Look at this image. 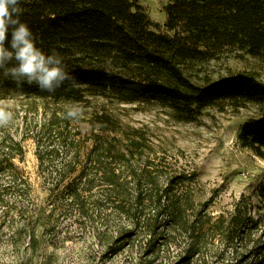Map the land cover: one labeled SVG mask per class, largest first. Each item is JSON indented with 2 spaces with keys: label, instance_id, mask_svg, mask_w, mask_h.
Wrapping results in <instances>:
<instances>
[{
  "label": "trees",
  "instance_id": "obj_1",
  "mask_svg": "<svg viewBox=\"0 0 264 264\" xmlns=\"http://www.w3.org/2000/svg\"><path fill=\"white\" fill-rule=\"evenodd\" d=\"M20 6L21 20L39 36L38 46L46 53H60L80 86L49 94L35 85L17 88L10 78L0 77V96L152 103L178 121L196 119L205 108L234 111L254 103L262 115L245 121L238 139L258 154L264 149V81L253 72L214 78L208 69L224 51L264 52V0H168L165 27L172 34L156 30L136 0H22ZM90 118L101 134L93 135L71 181L62 183L65 172L59 174L50 190L55 208L68 201L67 207L93 225L114 221L120 226L115 244L139 242L145 248L142 254L152 258L160 255L159 242L182 239L183 250L172 264H189L209 239L223 240L234 249L255 227L256 221L239 204L213 215L208 203H195L189 187L177 190L194 180L195 173L167 172L161 160L147 152L143 133L123 129L107 111ZM5 143L9 146H0V174L22 180L11 160L13 147L21 148L11 139ZM37 157L42 165L49 151L38 148Z\"/></svg>",
  "mask_w": 264,
  "mask_h": 264
},
{
  "label": "rangeland",
  "instance_id": "obj_2",
  "mask_svg": "<svg viewBox=\"0 0 264 264\" xmlns=\"http://www.w3.org/2000/svg\"><path fill=\"white\" fill-rule=\"evenodd\" d=\"M136 1L157 24L156 30L173 33L165 27L168 0ZM208 69L214 78L253 72L264 81V52L224 51ZM0 100L7 101L13 112L12 121L0 128V146H9L6 139L19 145L21 150L13 147L11 160L22 177L15 180L9 173L0 174V264H172L183 250L182 239L159 242L158 257L144 256L139 242L134 246L128 241L114 243L120 227L114 221L93 225L79 217L75 208L67 207L68 201L55 208L50 190L59 174L65 172L62 183L71 181L93 135L101 132L90 120L96 111L109 112L123 129L132 127L143 133L147 152L160 159L167 172L195 173L194 180L177 190L189 187L195 203H208V212L226 214L239 204L256 221L234 249L223 240L209 239L189 264H264V149L258 154L238 139L245 121L261 117L260 105L248 103L234 111L205 108L196 119L178 121L157 104L89 98L78 102L85 113L73 121L65 118L66 106L73 102L19 94L0 96ZM38 148L49 151L42 165ZM124 223L121 219L119 225Z\"/></svg>",
  "mask_w": 264,
  "mask_h": 264
},
{
  "label": "clouds",
  "instance_id": "obj_3",
  "mask_svg": "<svg viewBox=\"0 0 264 264\" xmlns=\"http://www.w3.org/2000/svg\"><path fill=\"white\" fill-rule=\"evenodd\" d=\"M21 3L22 0H0V77L10 78L17 88L35 85L49 94L62 87H79L78 77L67 70L60 53H46L38 46L39 36L21 20ZM10 107L7 101L0 100V128L13 119ZM84 113L82 104L73 103L66 106L65 118L78 121Z\"/></svg>",
  "mask_w": 264,
  "mask_h": 264
}]
</instances>
